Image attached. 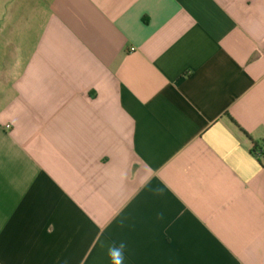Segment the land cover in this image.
<instances>
[{"label":"crops","instance_id":"obj_1","mask_svg":"<svg viewBox=\"0 0 264 264\" xmlns=\"http://www.w3.org/2000/svg\"><path fill=\"white\" fill-rule=\"evenodd\" d=\"M121 242L264 264V0H0V264Z\"/></svg>","mask_w":264,"mask_h":264},{"label":"clouds","instance_id":"obj_2","mask_svg":"<svg viewBox=\"0 0 264 264\" xmlns=\"http://www.w3.org/2000/svg\"><path fill=\"white\" fill-rule=\"evenodd\" d=\"M126 244L121 242L120 244H112L108 246L107 255L109 257L110 264H125V250Z\"/></svg>","mask_w":264,"mask_h":264},{"label":"trees","instance_id":"obj_3","mask_svg":"<svg viewBox=\"0 0 264 264\" xmlns=\"http://www.w3.org/2000/svg\"><path fill=\"white\" fill-rule=\"evenodd\" d=\"M245 134H247L246 132H245ZM262 149L261 148H259L256 144L254 145V147H253V152L254 153H257L258 151H261Z\"/></svg>","mask_w":264,"mask_h":264},{"label":"built area","instance_id":"obj_4","mask_svg":"<svg viewBox=\"0 0 264 264\" xmlns=\"http://www.w3.org/2000/svg\"><path fill=\"white\" fill-rule=\"evenodd\" d=\"M256 154H257L258 156H260V155H262V151H258Z\"/></svg>","mask_w":264,"mask_h":264}]
</instances>
